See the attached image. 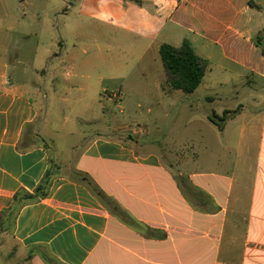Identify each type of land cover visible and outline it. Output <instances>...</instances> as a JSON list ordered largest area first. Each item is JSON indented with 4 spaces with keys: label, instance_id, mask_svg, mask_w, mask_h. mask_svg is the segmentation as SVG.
<instances>
[{
    "label": "crops",
    "instance_id": "1",
    "mask_svg": "<svg viewBox=\"0 0 264 264\" xmlns=\"http://www.w3.org/2000/svg\"><path fill=\"white\" fill-rule=\"evenodd\" d=\"M263 1L0 0V217L51 172L0 264H264ZM186 40L209 62L193 93L160 55ZM238 84L251 110H217Z\"/></svg>",
    "mask_w": 264,
    "mask_h": 264
},
{
    "label": "trees",
    "instance_id": "2",
    "mask_svg": "<svg viewBox=\"0 0 264 264\" xmlns=\"http://www.w3.org/2000/svg\"><path fill=\"white\" fill-rule=\"evenodd\" d=\"M160 55L165 69L166 81L172 89L181 90L184 93H193L200 86L209 66V62L198 56L187 40L184 41L180 47L162 44L160 48ZM227 114L228 112L226 111L222 117L212 115L210 117V121H212L219 128H222L225 120L227 119ZM50 181L51 172L48 171L42 183L37 187L34 195L22 193L25 194V196L21 194L17 197L16 207L6 211L2 217H0V225L2 224L3 216L8 212L16 213L17 206H19L21 202L45 196L50 185ZM14 216L10 225L13 223Z\"/></svg>",
    "mask_w": 264,
    "mask_h": 264
},
{
    "label": "rangeland",
    "instance_id": "3",
    "mask_svg": "<svg viewBox=\"0 0 264 264\" xmlns=\"http://www.w3.org/2000/svg\"><path fill=\"white\" fill-rule=\"evenodd\" d=\"M263 5H264V1H263ZM236 88H237V90H235L232 87H229V88L223 87L217 91L220 94H222L221 96L223 99L221 102L218 101L215 104V108H217V110H220L219 108L222 106H225L226 108H233V106L235 105L234 107L236 108L238 103H242L243 106H245L247 110H251V99L248 95L250 90L247 89V87L246 88L243 87V85H241V84H238V86ZM122 107H123V109L127 108V106H125L124 103H122ZM129 111H131V113ZM142 112H143L142 109H139L138 107H132L131 106L130 109H126L125 114L121 115V116H124L126 118L130 117L131 119H133V121H135V120L141 121L142 117L140 115ZM144 115L146 117V122L148 123L147 125L149 126V130L152 131V134L150 136H148V139L150 140L151 138H154V139H159L161 141V134H159V133L164 132V134H165V131L167 132V126L172 125L171 124L172 122H170V120H169L167 123L165 121L163 123L161 122L158 125H154V122L150 120L149 116H147L146 114H144ZM200 125H202V123H200ZM205 129L207 130L208 135H210L211 132L209 133L208 129H212L211 126H209V124H207ZM131 130H133V128ZM164 134L162 135V138L167 139V136ZM202 158L203 157L201 156V159ZM22 195L25 196V194H22ZM14 214L15 213H12V212H8L7 214H5L2 218V224L0 226L8 227L10 229L11 228L10 223L13 219ZM44 256H45V259L49 262V264H55L53 262V260L47 254H44Z\"/></svg>",
    "mask_w": 264,
    "mask_h": 264
},
{
    "label": "built area",
    "instance_id": "4",
    "mask_svg": "<svg viewBox=\"0 0 264 264\" xmlns=\"http://www.w3.org/2000/svg\"><path fill=\"white\" fill-rule=\"evenodd\" d=\"M116 100H119V95L118 94H114L113 96Z\"/></svg>",
    "mask_w": 264,
    "mask_h": 264
}]
</instances>
